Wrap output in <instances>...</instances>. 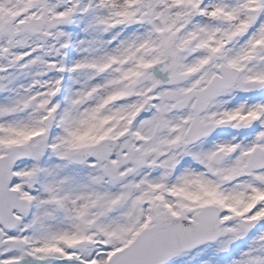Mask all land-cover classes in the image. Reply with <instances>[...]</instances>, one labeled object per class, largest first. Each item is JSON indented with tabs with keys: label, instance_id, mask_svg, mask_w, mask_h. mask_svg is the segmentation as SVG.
<instances>
[{
	"label": "snow or ice",
	"instance_id": "snow-or-ice-1",
	"mask_svg": "<svg viewBox=\"0 0 264 264\" xmlns=\"http://www.w3.org/2000/svg\"><path fill=\"white\" fill-rule=\"evenodd\" d=\"M0 264H264V0H0Z\"/></svg>",
	"mask_w": 264,
	"mask_h": 264
}]
</instances>
